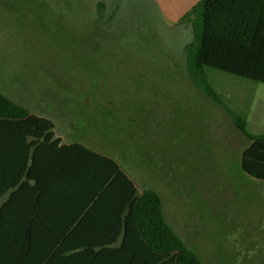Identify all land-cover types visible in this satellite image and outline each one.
<instances>
[{
	"label": "rangeland",
	"instance_id": "rangeland-1",
	"mask_svg": "<svg viewBox=\"0 0 264 264\" xmlns=\"http://www.w3.org/2000/svg\"><path fill=\"white\" fill-rule=\"evenodd\" d=\"M193 4L0 0V93L158 192L203 264H264V182L241 167L250 142L186 70ZM207 72L248 130L264 133V84Z\"/></svg>",
	"mask_w": 264,
	"mask_h": 264
},
{
	"label": "trees",
	"instance_id": "trees-1",
	"mask_svg": "<svg viewBox=\"0 0 264 264\" xmlns=\"http://www.w3.org/2000/svg\"><path fill=\"white\" fill-rule=\"evenodd\" d=\"M186 70L250 144L242 170L264 182V134L220 99L207 69L264 84V0H200L183 16ZM0 264H203L166 220L158 192L120 165L63 144L52 120L0 93Z\"/></svg>",
	"mask_w": 264,
	"mask_h": 264
},
{
	"label": "crops",
	"instance_id": "crops-1",
	"mask_svg": "<svg viewBox=\"0 0 264 264\" xmlns=\"http://www.w3.org/2000/svg\"><path fill=\"white\" fill-rule=\"evenodd\" d=\"M200 0H193V2H194V4H196V3H198ZM193 4V5H194ZM263 120H264V113H263ZM248 124H249V122L247 121V127H248ZM258 134H264V133H258ZM63 144H71V143H63ZM91 149V148H90ZM93 150V149H92ZM95 151V150H94ZM97 152V151H96Z\"/></svg>",
	"mask_w": 264,
	"mask_h": 264
}]
</instances>
